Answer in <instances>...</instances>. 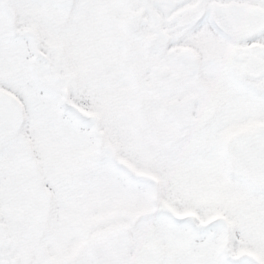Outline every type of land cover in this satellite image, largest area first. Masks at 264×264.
<instances>
[{"label": "snow or ice", "instance_id": "obj_1", "mask_svg": "<svg viewBox=\"0 0 264 264\" xmlns=\"http://www.w3.org/2000/svg\"><path fill=\"white\" fill-rule=\"evenodd\" d=\"M0 264H264V0H0Z\"/></svg>", "mask_w": 264, "mask_h": 264}]
</instances>
